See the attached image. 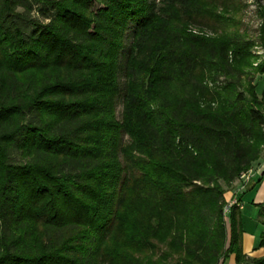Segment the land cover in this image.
I'll use <instances>...</instances> for the list:
<instances>
[{"label":"trees","instance_id":"16d2710c","mask_svg":"<svg viewBox=\"0 0 264 264\" xmlns=\"http://www.w3.org/2000/svg\"><path fill=\"white\" fill-rule=\"evenodd\" d=\"M237 7L0 0V264H264L225 213L264 154Z\"/></svg>","mask_w":264,"mask_h":264},{"label":"rangeland","instance_id":"374dc122","mask_svg":"<svg viewBox=\"0 0 264 264\" xmlns=\"http://www.w3.org/2000/svg\"><path fill=\"white\" fill-rule=\"evenodd\" d=\"M236 2L238 4L237 11L229 14L228 16V18L230 17L231 19V17H233L235 20L231 21L232 24H230L228 30L231 33H236L243 39L250 40L255 44L251 52L256 57L253 60V66L257 67L260 63H262V61H264V0H236ZM189 30L195 35H205L209 37H215L217 35L212 32L214 29L209 27L200 28L191 26ZM219 34H221L220 30H218V35ZM253 84L256 85V93L258 97L261 98L264 90V76L255 75ZM234 200L236 199H232V201ZM228 205L229 202L226 207H228ZM243 206L246 207V211H241L243 242L244 240L246 241L247 248H257V250L264 248L259 246L260 243L258 240V236L263 230L258 220L259 214L257 213L254 216L250 212V209L253 206L249 197L244 198ZM229 218L230 210L226 213V221L228 223Z\"/></svg>","mask_w":264,"mask_h":264},{"label":"crops","instance_id":"0c3cea01","mask_svg":"<svg viewBox=\"0 0 264 264\" xmlns=\"http://www.w3.org/2000/svg\"><path fill=\"white\" fill-rule=\"evenodd\" d=\"M245 197H249V200H251L253 207H251L250 212L254 216L257 213L259 214V208L257 205L264 203V154L262 158L254 163L249 171V180H237L232 184L226 194L227 203L232 201V199H236L240 205L241 211H246V207L243 206V200ZM261 226L263 230L258 236L259 243L261 242V234L264 233V226ZM243 247L244 254L250 259L264 257V248L259 250H257V248H247L245 240L243 242ZM226 264H237L235 255H231Z\"/></svg>","mask_w":264,"mask_h":264},{"label":"built area","instance_id":"2783aa9c","mask_svg":"<svg viewBox=\"0 0 264 264\" xmlns=\"http://www.w3.org/2000/svg\"><path fill=\"white\" fill-rule=\"evenodd\" d=\"M240 180L248 181L249 180V172L242 174ZM235 204H238L239 205V203H238L237 200H234V201L229 202L228 207L225 208V213H227L230 210L231 206H233Z\"/></svg>","mask_w":264,"mask_h":264}]
</instances>
